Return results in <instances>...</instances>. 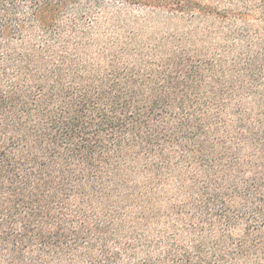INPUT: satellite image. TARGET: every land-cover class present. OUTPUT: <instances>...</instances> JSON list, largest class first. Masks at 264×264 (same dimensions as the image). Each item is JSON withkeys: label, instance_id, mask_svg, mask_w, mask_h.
Wrapping results in <instances>:
<instances>
[{"label": "trees", "instance_id": "1", "mask_svg": "<svg viewBox=\"0 0 264 264\" xmlns=\"http://www.w3.org/2000/svg\"><path fill=\"white\" fill-rule=\"evenodd\" d=\"M0 264H264V0H0Z\"/></svg>", "mask_w": 264, "mask_h": 264}, {"label": "rangeland", "instance_id": "2", "mask_svg": "<svg viewBox=\"0 0 264 264\" xmlns=\"http://www.w3.org/2000/svg\"><path fill=\"white\" fill-rule=\"evenodd\" d=\"M127 11H126V13H125V15H127L128 16V18L129 19H131V20H139V19H141V20H145V19H147L148 17H150L151 19H147V21H149L148 22V29H153V28H155V20H158V22H163V21H161V19L159 18V17H153V14L151 13V14H149V13H147L148 11H146V10H144V9H139V8H135V7H133V8H127L126 9ZM153 18V19H152Z\"/></svg>", "mask_w": 264, "mask_h": 264}]
</instances>
